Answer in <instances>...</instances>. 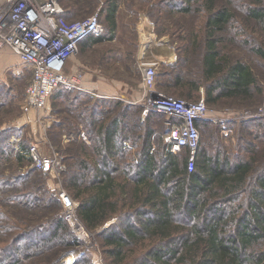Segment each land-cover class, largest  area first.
I'll use <instances>...</instances> for the list:
<instances>
[{
  "label": "trees",
  "instance_id": "16d2710c",
  "mask_svg": "<svg viewBox=\"0 0 264 264\" xmlns=\"http://www.w3.org/2000/svg\"><path fill=\"white\" fill-rule=\"evenodd\" d=\"M182 1L186 6L181 9L188 12L187 1ZM260 1L253 0L255 5ZM177 2L168 1L170 6L179 5ZM213 2L197 0L209 15L203 22L206 34L200 82L197 78H182L177 73L167 86L187 101L198 100L196 94L200 85H204L206 104L216 102L220 96L252 103L259 81L245 63L221 56L215 35L232 16L224 8L213 11ZM108 5L115 8L110 0L106 2ZM256 6L247 4L246 15L259 29H264V12ZM106 22L113 25L114 18L107 17ZM252 51L264 60V48ZM158 76L157 72L155 86ZM151 113L164 117L163 127L168 131L164 114ZM207 123L198 121L199 131ZM118 125L119 121L115 120L98 129L92 128L90 159L85 158L87 153L82 154V149L71 151L68 158L71 164L66 172L68 185L78 201L77 215L87 227L97 228L115 218L111 226L98 232L108 264H171L172 261L177 264H264V168L255 179L258 180L251 191L249 205L238 216L236 210L221 204L234 201L244 188L252 168L251 160L230 164L227 168L223 161L212 160L200 152L199 142L194 168L188 171L186 149L175 153L164 142V150L156 155L151 150V134L148 133L134 160L129 161L125 141L130 139L122 135ZM28 148L21 145L15 151L17 160H23L22 153H27ZM182 152L185 157L180 159L177 155ZM28 160L31 163L29 157ZM44 175L34 169L30 175L16 181L0 182L1 187H5L1 191L0 206L8 204L14 209H24L28 215L21 225L19 221L7 225V217L0 213V233H6L7 240L0 264H21L23 259L41 254L40 251L50 245L62 249L76 243L62 213L50 214V202L58 209L60 202L44 186ZM180 216L191 223L182 226L178 221ZM32 218L36 219L34 225L28 223ZM14 230L22 236L15 238ZM22 240L27 242L20 244ZM83 263L90 260L83 258L80 263L72 264Z\"/></svg>",
  "mask_w": 264,
  "mask_h": 264
},
{
  "label": "rangeland",
  "instance_id": "374dc122",
  "mask_svg": "<svg viewBox=\"0 0 264 264\" xmlns=\"http://www.w3.org/2000/svg\"><path fill=\"white\" fill-rule=\"evenodd\" d=\"M16 1L0 0V8H5V12H8ZM44 1L33 0L34 4H41ZM105 1L56 0L64 11L63 17L67 22L83 20L96 13L100 17ZM168 1L118 0L122 13L118 28L116 26L113 33L114 39L111 37L113 40L109 39V41L112 42L102 45L99 52L104 54L105 63L103 67L106 82L103 92H93V90L89 92L81 80L83 73L92 68L87 67V60L81 54L79 43L76 53L67 60L65 70V75L77 77L78 83L70 90L53 91L45 107L41 109H32L27 104L32 70L22 62L12 46L8 43L0 45V58L8 56L10 59L7 65H2L0 61V67L2 66L0 69V182L16 181L37 169L29 162L26 151L23 150L22 161L17 160L15 152L21 148V145L29 147L34 144L45 154L61 157L65 166L58 187L49 182L44 175L43 184L49 194L56 199L55 189L62 188L73 197L71 185H68L66 180L68 178L66 172L71 164L68 159L71 157V151L82 149V154L87 153L85 158L90 159L89 153L92 152L93 146L90 130L112 124L115 120L120 124L117 129L119 128L122 135L130 139L125 141L127 160H134L148 133L151 134L149 142L153 153L159 155L164 150L162 148L163 135L166 132V128L163 127L164 117L147 110L146 100L143 98L145 92L141 86L142 72L140 74L133 61L137 38L134 24L139 14L145 13L147 22L153 27L152 31L157 38H167V44L176 56L173 62L161 63L157 66L159 76L155 89L175 99H186L176 96L177 93L167 84L171 83L177 73L182 78H197L200 82L201 56L206 34L203 22L209 17L197 0H185L188 3V12L181 9L186 6L182 0H178L177 6L174 3L170 6ZM247 4L260 6L264 12V0L256 5L253 0H214L213 11L224 8L232 16L215 38L221 56L233 61H241L250 67L259 81L258 91L252 103L220 96L216 102L206 104L208 116L212 120L203 124L200 130V152L203 151L212 160L223 161L227 168L230 164L240 161H252V168L247 176L249 179L245 181L244 188L239 191L234 201L221 204L224 208L236 210L238 216L243 214L249 205L251 191L258 180L255 179L259 178L264 168V60L252 51L257 47L264 48V29H259L256 22L248 18L245 11ZM129 11L132 12V17H127ZM133 13H136L135 17ZM101 21L104 24V36L108 38L110 35L105 29L108 24L106 20L101 19ZM3 34L2 28L0 40ZM90 58L96 61L98 51L90 53ZM91 62L89 63L92 64ZM200 86L205 96V87ZM201 95L198 92L196 97L200 98ZM177 156L181 159L185 157V153L182 152ZM4 189L5 187L0 185V197ZM73 198L78 202L75 197ZM223 202H226V199ZM50 204L52 205L50 214L60 215V205L58 209L53 201ZM19 211L22 210L9 207L8 204L0 206V213L7 217V225H13L17 221L21 225V222L27 219L28 215L24 209L22 212ZM77 216L83 226V234L73 233L70 229L76 241L73 246L56 249L50 245L40 251L41 254L23 259L21 264H72L76 261L80 263L83 258L90 260V263L85 264H108L98 232L111 226L115 218L97 228H89L80 219L79 214ZM179 219L182 226L186 227V224L191 223L189 219L184 220L183 216ZM35 220L28 223L34 225ZM15 232V238L22 236L20 232L14 230ZM5 234L0 233V256L2 250L7 247ZM26 242L27 240H22L20 244ZM171 264L177 263L172 261Z\"/></svg>",
  "mask_w": 264,
  "mask_h": 264
},
{
  "label": "built area",
  "instance_id": "2783aa9c",
  "mask_svg": "<svg viewBox=\"0 0 264 264\" xmlns=\"http://www.w3.org/2000/svg\"><path fill=\"white\" fill-rule=\"evenodd\" d=\"M63 16L64 11L56 0H45L41 4H34L33 0H17L8 12L0 8V29L4 31L0 45L8 43L12 46L33 73L27 102L32 109L45 107L53 91L59 88L70 90L78 83L77 77L65 75L67 60L76 53L81 41L89 36H99L104 31L98 13L71 22ZM141 72L147 110L162 113L167 118L165 123L169 129L163 140L175 153L187 150V169L192 171L200 142L197 122L212 120L204 98L187 101L157 91L155 63L144 62ZM27 153L31 164L58 187L65 168L62 158L45 154L34 144L29 146ZM55 191L64 220L74 233L83 234L77 216L78 202L65 189Z\"/></svg>",
  "mask_w": 264,
  "mask_h": 264
},
{
  "label": "crops",
  "instance_id": "0c3cea01",
  "mask_svg": "<svg viewBox=\"0 0 264 264\" xmlns=\"http://www.w3.org/2000/svg\"><path fill=\"white\" fill-rule=\"evenodd\" d=\"M106 2L107 0L105 1L104 7L102 8L99 14L100 15L99 20L102 23L101 19L106 20L107 17L114 18V24L113 25L109 24L110 26L107 25L106 26L107 28H105L110 36L106 38V36H104L105 32L103 31V33L99 36H89L80 42L81 54L82 56L84 55L85 59L87 60L86 65L88 68L90 67L92 68V69H88L87 72H84L83 77L81 79L86 87V90H88L89 92H92V90L93 92L94 91L103 92V88L105 87V82H106V76L103 67L105 63L103 61L104 54L102 55V52L101 53L99 52L101 51L102 45L106 44V42H112L109 41V39L113 38L114 36L113 33H115L114 31L116 30V26L118 28L120 14L122 13L120 10L121 7L119 5L118 0H110V2H112L115 8H111L109 5L106 6ZM135 16L136 13H133V17ZM127 17H132L131 11H129ZM147 21H148L147 15L142 12L139 14L138 20L134 24V28L137 32V36H136L137 38H136V52L133 61H134V65H136V68H138V70L140 71V74H141L142 64L144 62L155 63L156 66H159V64L161 63H165V64L171 63L176 59L175 54L172 52L170 46L167 44V38L165 37L157 38L155 33L152 31L153 27H151L149 22ZM102 25L104 26L103 23ZM111 34L113 35L112 38H111ZM95 50L98 51V58L96 61L92 60L93 57L90 58V53H94ZM90 60L94 62H91ZM0 61L2 65H7L10 59L8 58V56H2L0 58ZM89 62H91L92 64H90ZM0 69H2V66L0 67ZM141 86L143 87L142 78H141ZM61 89L62 88H59L55 91ZM198 92L199 94H202L200 98H204L203 95L204 90L201 87H199Z\"/></svg>",
  "mask_w": 264,
  "mask_h": 264
}]
</instances>
